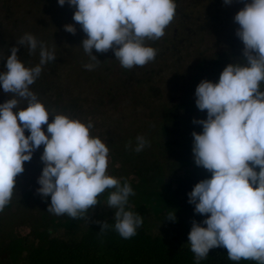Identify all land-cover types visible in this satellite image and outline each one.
Wrapping results in <instances>:
<instances>
[{
  "label": "clouds",
  "instance_id": "obj_1",
  "mask_svg": "<svg viewBox=\"0 0 264 264\" xmlns=\"http://www.w3.org/2000/svg\"><path fill=\"white\" fill-rule=\"evenodd\" d=\"M75 8L73 20L86 38L81 45L89 57L99 63V53L112 50L122 67L144 66L155 59L156 50L145 40H158L174 19L175 0H58ZM231 5L233 0H224ZM239 25L236 36L243 42L244 61L229 64L219 81L202 80L196 88V105L207 111V118L193 120L203 126L193 132V154L197 166L211 173L188 193L195 212L205 215L193 221L189 233L190 249L197 264L213 248L227 249L230 260H255L264 264V0L244 2L234 16ZM65 30L76 34L75 24ZM30 53L39 48V65L29 68L18 59L19 48H11L5 70L0 72V87L13 97L0 104V212L10 202L16 178L25 162L44 146L41 160L45 167L37 192L51 196L48 212L67 214L75 219L99 204L98 196L111 189L107 205L116 209L114 229L124 239L137 234L143 218L126 210L129 196L135 195L129 183L107 174L109 147L92 137L93 127L65 115H53L30 90L40 76L42 65L56 59L54 50L26 33L17 42ZM89 70L95 65L87 64ZM19 98V99H17ZM20 101L27 107L18 109ZM47 125V134L43 129ZM25 130L30 135H25ZM135 151L147 145L143 136L136 138ZM131 147V144H129ZM257 168L259 169L257 171ZM210 214V215H209ZM168 220L175 215L169 213ZM100 223L101 232L109 229ZM206 225V227L202 226Z\"/></svg>",
  "mask_w": 264,
  "mask_h": 264
},
{
  "label": "trees",
  "instance_id": "obj_2",
  "mask_svg": "<svg viewBox=\"0 0 264 264\" xmlns=\"http://www.w3.org/2000/svg\"><path fill=\"white\" fill-rule=\"evenodd\" d=\"M186 1L175 0L177 7L173 20L178 19V27H186L188 31L191 14L185 11L186 7L183 3ZM49 2L50 0H0V72L5 70L6 58L11 54V48L14 46L19 48L18 59L26 67L32 68L39 65V48L35 53H30L27 46L17 44L26 33L35 36L50 51L54 50L56 59L41 66L40 76L30 86V90L49 110V123L54 120L53 115H65L71 119L80 120L86 125L91 122L92 128H96L100 125L98 121L102 119L104 110L111 105L115 109L119 108L120 97L123 95L128 103L136 101L134 104L148 105L150 100L156 96L157 89L155 90L152 84L164 71L163 68L168 70L173 65L169 63L170 61L174 62V58L179 61L181 58L180 51L182 49L179 48L178 39L174 33L171 39L161 37L162 40H145V46L154 48L156 56L154 60L142 67L124 68L112 50L99 53L93 49V54L100 60L97 63L85 53L81 45L86 34L73 20L75 8L67 3L60 6L58 0H54L52 3L50 2L52 8L49 9ZM221 2L222 0H215L216 4ZM24 6H28V9ZM34 7L38 9L37 12H34ZM20 8L24 11L23 13L19 12ZM32 16L40 17L36 25L29 23ZM211 19L213 20V18ZM67 24H75L76 34L65 30ZM20 28L22 29L19 30ZM15 31L20 33L14 34ZM180 45L182 44L180 43ZM201 55L199 54L200 61L196 65L199 75L196 78L195 86L199 85L201 79L212 81V77L220 76L225 69L222 62L225 60L226 64L229 63L224 52L215 53V59H212V62ZM159 62L161 65L156 67ZM87 64H93L95 67L89 70L85 67ZM163 64L165 67L162 66ZM114 66L118 69L120 67V77L113 76ZM92 87L99 92V95H90L88 90H93ZM260 87L261 90H264V82H261ZM193 90V86L188 89V92L193 94L191 100L173 104L170 108H165L163 112L160 111L164 124H160V127L164 138L170 136L173 127L179 126L181 113L193 114L199 110ZM11 98L15 97L12 94L4 93L0 87V104ZM26 107L27 103L20 101L18 109H14V111L23 110ZM96 111L100 112L99 115ZM203 112L200 111L199 114L204 116ZM106 121L109 120L106 119ZM42 127L47 134V125ZM112 129L111 134H106L108 141L106 146L109 148L112 146L115 150L114 153L111 152L112 177L119 179L122 184L129 183L135 193V195L129 196L128 204L125 207L127 211L139 214L143 218V224L137 229V234L130 239H124L115 231L116 209L110 208L104 213L95 212V209L103 203L107 204L111 189H106L98 196L99 204L90 208L82 217L73 219L64 214L61 215L63 218L61 219L55 215L56 219L52 223L51 220H48L50 224L42 223V226L37 227L38 230L33 235L39 240L38 242H29L27 236L19 238L16 246L11 242L9 246L13 248L12 253L15 256L17 254V258L11 259L12 264H197L195 255L190 249L189 233L194 220L202 222L207 217L195 212V205L188 202V193L201 180L210 178L211 173L196 165L191 144L188 146L191 158L185 157L180 163V166L185 168L183 175L179 174V169L174 172L167 163H162L157 168L152 167L153 165L144 166L140 162L144 157L146 159V155L142 159L139 156L138 161L130 162L127 155L135 154L134 143L137 141L131 133L127 132L123 136L122 133L124 130H128V126L121 127L117 123V127ZM195 129V132H202L203 126L196 124ZM192 133L190 139L185 135L183 138L194 140ZM117 134H119L118 138H116ZM25 135H30V132L25 130ZM147 142L149 143V141ZM117 143L122 146V149L117 146ZM178 144L177 141H174L167 145L171 147ZM158 145L161 148L160 143ZM43 151L44 146L41 145L40 149L33 154L32 160L25 162V170L17 176L12 198L0 217L5 215L4 211L13 207L15 201L23 203V201L29 200L30 204L35 205L39 210L38 212L43 210L40 203H44L48 208L51 196L45 198L37 192V189L41 187L38 178L45 167L41 160ZM117 163H121V168L116 169ZM132 173L135 174L136 179L131 178ZM169 213L175 215L174 221L166 219ZM51 214L45 213L40 217L47 219ZM149 214L157 220L164 221L167 225L175 223L177 229L174 231L173 237L168 238L155 233L152 230L153 226L146 218ZM87 216H90L89 220H85ZM96 221H107L110 225L109 229L101 232L102 225ZM202 226L206 227V225ZM2 240L3 236L0 235V241ZM14 246L15 248L19 246L20 250H14ZM6 248L8 249L0 242V264H4L1 259ZM199 264H259V262L244 259L230 260L227 249L218 247L211 249L207 258L200 260Z\"/></svg>",
  "mask_w": 264,
  "mask_h": 264
},
{
  "label": "rangeland",
  "instance_id": "obj_3",
  "mask_svg": "<svg viewBox=\"0 0 264 264\" xmlns=\"http://www.w3.org/2000/svg\"><path fill=\"white\" fill-rule=\"evenodd\" d=\"M52 1L54 0H50L51 3ZM50 2L48 4L49 9L52 8ZM244 2L245 0H233L231 5H226L224 0H222L220 4H216L215 0H187L185 3H183L186 7L185 11L191 14V19L188 23L190 29L187 31L186 27H178V19L173 20L172 23L170 22V24L165 28V34L162 36V38L171 39L173 38V34L176 33L175 36L178 39L177 44H179V48L182 49L180 51L181 58L179 61H177L175 58L174 62L170 61L169 63L173 64L170 66L171 68L168 70L163 68L164 71L160 73L159 77L154 81V84H152L155 90L157 89L155 91L156 96L150 100V103L148 102V105L144 106L134 104L136 101L133 103H128L125 96H121V105L119 108L115 109L114 106L111 105L105 109L103 117H101L102 119L98 121V124L100 125L96 128L90 129L93 130L90 131V135L92 137H99L102 142L106 144L108 143L106 134L110 133L111 130H113L112 128H116L117 123L121 127L128 126V130H124L122 133L123 136H125L128 132L134 136L135 140L138 136H143L145 140L149 141V143H147L141 152H135V154L131 155L129 153L127 155L130 162L138 161L137 158H139V156H141L140 159H142V157L146 155V159L144 157V159L140 162L144 166L150 167L153 165L152 167L157 168L162 163H167V165L171 166L174 172L179 169L180 173H178L183 175V169L185 168L184 166H180V163L182 159H185V157L191 158L188 146L189 144L193 146L194 140L189 139L191 138L192 131L196 130V124L192 122L194 119H206L207 111L203 112L204 116L199 114V110L193 114L181 113L179 126L172 128L171 134L168 138H164L161 132L162 128L160 127V124H163L162 112L165 108H170L173 104L191 100L193 94L188 92L190 86L194 87L193 92L195 95V91L198 86H195V83L197 81L196 78L199 75L196 68V65L200 61L199 54H202L201 57L207 58V60L212 62V59H215V53L221 54L224 52L225 58L229 60V63L227 64L225 60L222 62V65L225 67L232 63H244L243 59L241 58L243 55L242 50L244 45L243 42L236 36V29L239 27V25L234 22V16L244 7ZM246 2H250V0H246ZM27 7L28 6H24V8ZM37 10L38 9L34 7V12H37ZM19 12L23 13L24 11H22L20 8ZM207 17H209V19H207ZM211 18H213V20ZM38 20H40L39 16H32L31 20H29V23L31 25H36ZM10 24L11 22L9 25ZM174 26H176L177 29ZM21 29L22 28L19 30ZM13 33L17 34L20 32L15 31ZM160 40L162 39L160 38ZM180 43L182 45H180ZM196 58L198 59L196 60ZM159 65H161V62H159L156 67ZM162 66L165 67V64ZM119 69L118 67L114 66L112 71L113 76L115 75L116 77H120ZM219 78L220 76L212 77V82H218ZM202 80L205 79H201L200 81ZM92 88L93 90H88L90 95H99V92L94 87ZM155 111L159 112L154 114L153 112ZM160 111L162 112L160 113ZM96 112L99 115L100 112ZM106 119L109 121H106ZM183 135L189 139H184ZM152 136L154 138H151ZM118 137L119 134L116 135V138ZM174 141H177L179 144L169 147V143L172 144ZM158 143H160L161 148L158 147ZM135 144L136 143H134V147H136ZM117 146L122 149V146H120L118 143ZM114 151V148L110 146L106 172L111 177L113 168L111 152L114 153ZM130 162L128 161V163ZM116 165V169L121 168V163H117ZM130 176L131 178L136 179L134 173H132ZM30 202L31 201L29 200H26V202L23 201V203L15 201L13 202V207L10 210L7 209L8 211H4L6 212L4 213L6 216L4 215L0 217V235L3 236L4 240L0 242L3 246L5 245V247H8V249L6 248L7 250H4V254L1 259L4 264H12L11 259L17 258V254L16 256L13 255V248L9 246L11 242L16 246L19 238H24L26 236L29 237V242H38L39 240L33 236L38 230L37 227L42 226V223L45 224L48 222V224H50V221L48 220H51L52 223V221L56 219L55 214L52 215L47 211L48 208H46L44 203H40V206L43 207V210L38 212L39 210L36 209L35 205L30 204ZM50 203L51 200L49 201V205ZM109 209L110 208L108 205L103 203V205L95 209V212L104 213ZM2 212H0V214ZM45 213L51 214V216H49L47 219L40 217ZM56 217L60 218L61 216L56 215ZM146 218L153 226L152 230L155 233L162 234L168 238L173 237L174 231L177 229L175 223L167 225L164 221L157 220L153 215L150 214L147 215ZM61 219L63 218L61 217ZM89 219L90 216H87V219L85 220ZM15 246L14 250L19 251V246H17V248H15Z\"/></svg>",
  "mask_w": 264,
  "mask_h": 264
}]
</instances>
